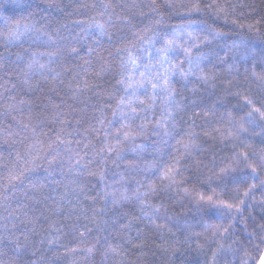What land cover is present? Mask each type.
<instances>
[{"label": "trees", "instance_id": "1", "mask_svg": "<svg viewBox=\"0 0 264 264\" xmlns=\"http://www.w3.org/2000/svg\"><path fill=\"white\" fill-rule=\"evenodd\" d=\"M196 2L0 0V32L6 20L19 21L79 41L65 49L53 75L37 73L28 84L22 65L0 66V264H259L264 253V163L259 160L264 157V123L247 122L250 108L244 101L264 105V0H199L201 11L188 14ZM102 4L110 5L113 15L108 27L112 42L95 31L82 32V27L107 19L100 15ZM190 21L200 25L196 31L201 38L213 31L226 39L200 48L211 61L205 67L207 82L179 74L173 78L179 107L172 110L168 130L175 125V139L156 127L166 104L158 99L153 106L143 91L144 104L133 103L138 117L124 129L114 122L106 139L116 108L112 97L124 95L117 83L124 71L121 59L127 60L130 51L147 64L151 53L155 64L148 42L154 40V48H160L167 33ZM240 40L248 42L247 58L243 49L229 47ZM70 48L79 54L68 55ZM25 49L52 50L28 44L6 49L0 40V55L11 53L13 60ZM171 59L187 69L182 54ZM85 82L88 87L74 97L69 85L74 90ZM57 113L62 116L56 118ZM101 119L105 127L98 123ZM239 123L246 132L237 130ZM118 130L135 133V139L117 146ZM189 132L196 135L195 147L186 152ZM57 136L65 144L54 143L51 152L48 145ZM77 153L82 167H74ZM244 153L257 168L255 177L241 157ZM25 168L31 171L9 183V171L19 174ZM169 168L179 169L175 184L165 178ZM253 184L255 190L245 196ZM200 195L238 204L240 210L224 212L198 203Z\"/></svg>", "mask_w": 264, "mask_h": 264}, {"label": "snow or ice", "instance_id": "2", "mask_svg": "<svg viewBox=\"0 0 264 264\" xmlns=\"http://www.w3.org/2000/svg\"><path fill=\"white\" fill-rule=\"evenodd\" d=\"M101 7L104 9L100 13L101 17L103 18L107 15V19L101 23L100 21H94L87 25V27H82V32L89 33L90 31L97 32L100 36H107L109 42H112V36L108 32V27H110L113 23V15L108 11L110 5L102 4ZM210 8H216L217 5L210 4L208 5ZM188 14L199 13L201 11L199 0L196 3H193L187 9ZM220 12H223V9H220ZM217 14H220L219 12ZM117 21H119L120 17H115ZM78 26L82 22H77ZM200 25L195 24L194 21H190L187 24L179 25L174 28L171 32L167 33L165 38L162 40L163 46L160 48H154L155 41L148 42L150 46L153 47L155 52V61L156 63H152L153 56L149 53V62L147 64L141 63V57H135L128 52L127 60L121 59V67L124 71L121 74L120 80L117 82L120 87L123 88L124 95L119 96L117 99L113 96V99H116V108L113 109V121L108 122V126L105 130V138L107 139L110 135V128L114 122H119L121 124V129L128 128V122L131 119L138 117L139 113L137 112V108L133 107V103H138L140 105L144 104V101L140 99V93H143L146 96H150L152 100V105L155 106L158 99H162L166 104L164 109V115L162 119L156 120V127L163 129V136L169 137L171 139H175V125H172V131L168 130V125L171 123V115L172 110L179 107V105L175 102V90L172 88V80L173 78L179 74L185 80H190L192 78H196L199 80H203L207 82L209 79V75L205 72L206 62L211 63L208 58V54L200 52L201 46H207L212 40L216 39H226L223 33L208 31V34L201 38L198 34L196 29L199 28ZM244 27V25H241ZM249 30H253V25H247ZM4 31L0 32V40L3 41L4 48H11L13 45L22 47L24 44H28L29 48L33 47H40L43 46L46 49H52L51 51H28L25 49L22 53H17L15 59H12L11 53L8 55H0V66L7 65L9 63L14 64L16 66H23L21 71L23 76L25 77L24 83L28 84L29 81L37 74L44 76L47 72L48 75H53L55 73L54 65L57 64L58 61L64 58L65 56V49L70 47V44L73 41L79 42L77 37L70 36L65 37L61 36L59 32L50 33L44 27L37 28L34 24L24 23L21 24L19 21L15 22L14 24L7 23V20L4 24ZM259 32V29H256ZM229 47L233 49H243L245 52V58L248 55V42L244 40H240L239 44L233 43ZM194 50L196 55H194ZM94 51L93 48H88L89 55L92 54ZM68 55H78L77 48H70V51L67 53ZM183 55L186 59L185 62L187 63L188 67L185 70L183 67L178 66L172 62L171 57L174 55ZM103 59V58H101ZM44 62H41V61ZM85 65L90 64V61L85 60ZM167 64L169 67L165 71H161L164 68V65ZM131 65V67H128ZM261 66H264V49H262V56H261ZM155 69V70H154ZM86 71V69H85ZM199 74V75H198ZM253 76H256L255 71H253ZM59 74L57 73L56 76ZM78 75V74H77ZM138 75V78H137ZM53 76V78H56ZM259 78V77H258ZM30 86V85H29ZM88 87L87 82L84 84V88H81L79 85L73 90L71 85H69L70 91H73V96L75 97L78 93L82 92L84 89ZM163 94V95H162ZM23 103V101H21ZM245 106L250 108V111L246 113L245 119L247 122L252 126H258L257 121L260 123H264V105L257 107L253 100L245 98ZM9 109H13L14 105L9 104ZM125 108H128L130 111H125ZM145 114L147 113L148 109H143ZM62 116V113H57L56 118ZM79 123V121H77ZM98 123L101 127L104 126L103 119L99 120ZM25 130H29V125H23ZM144 126H139V131H143ZM237 130L240 132H246L247 129L245 128L243 123H239L237 126ZM30 131L32 132L33 136H38L36 127H31ZM189 138V142L184 144L185 151H189L190 149H194L195 147V140L196 135L192 132L186 133ZM229 136H232V132L230 131ZM117 141V146L120 144L121 140L129 141L135 139V133L130 131H123L120 132L118 130L117 135L115 136ZM65 144L64 140H61L59 136H57L56 141L49 143L48 148L51 152H55L53 148V144ZM72 141H67L68 145H71ZM79 143V141H77ZM37 144H40V141L37 140ZM87 147V145H85ZM108 151H113V147H109ZM48 153V154H51ZM59 153L56 152L55 155L52 156V159L49 160V164H52L56 160V156ZM243 161L247 164L248 167L252 169L253 176L257 175V168L248 160V154L244 153L241 154ZM261 163H264V157H259ZM179 163V161H177ZM74 167H82L79 163V154L77 153V159ZM31 169L25 168L24 171L20 172L19 174H13L12 171H9L8 180L9 183L20 180L23 177L24 172H29ZM225 169H222L221 172H225ZM165 178L169 179L172 184L176 183L175 176L179 175V169L173 170L169 168L165 172ZM264 183V182H262ZM255 190V185H249V190L245 192V196H248L251 191ZM126 199L127 197H123ZM139 198V194H138ZM115 202V201H113ZM198 203H207L209 205H214L218 209L224 212H230L232 209H236V211L240 210V205L236 204H229L227 201H215L213 196H203L200 195L198 198ZM244 201H241V204ZM103 211V209H101ZM154 212H158L159 209H154ZM149 219H152V216L148 213H145ZM157 227H160L157 225ZM211 227V226H210ZM229 231L228 228H224L223 232L227 233ZM216 234V233H214ZM51 244L52 241H49ZM261 243H264V238L261 239ZM19 247V246H18ZM223 249L221 245L217 252L213 253V258ZM89 252L92 249H88ZM259 264H264V253L259 255Z\"/></svg>", "mask_w": 264, "mask_h": 264}]
</instances>
